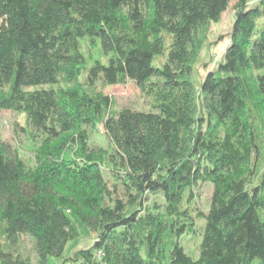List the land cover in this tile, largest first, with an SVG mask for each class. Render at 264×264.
<instances>
[{"label": "trees", "instance_id": "obj_1", "mask_svg": "<svg viewBox=\"0 0 264 264\" xmlns=\"http://www.w3.org/2000/svg\"><path fill=\"white\" fill-rule=\"evenodd\" d=\"M230 2L0 0V109L43 136L29 168L0 132V264H264V0H236L227 45L192 77ZM83 40L108 62L87 66ZM129 79L147 109L98 85ZM98 125L108 146L90 143ZM83 227L93 243L66 255Z\"/></svg>", "mask_w": 264, "mask_h": 264}, {"label": "rangeland", "instance_id": "obj_2", "mask_svg": "<svg viewBox=\"0 0 264 264\" xmlns=\"http://www.w3.org/2000/svg\"><path fill=\"white\" fill-rule=\"evenodd\" d=\"M236 0H231L230 5L226 10L222 12L221 18L217 21H213L211 24L210 31L208 33L207 42L203 47V51L200 55L198 63L195 65L193 72V79L196 85L200 84V81L205 77L207 70L212 67L216 62L225 46L229 41V32L232 29L234 22V9L233 5ZM264 25V17H261L258 25L257 31ZM82 49L86 56V65L89 66L94 58L100 57L108 62V54L102 51L101 43L92 44L89 41L83 40ZM165 58V55H160ZM156 56L154 59V64L160 65ZM260 72H264V68L259 69ZM85 73L81 76L83 80L85 78ZM66 84V83H65ZM67 85V84H66ZM98 85L104 92L108 93L115 101L116 108L122 107H132V108H144L147 109L148 105V94L146 91L141 89L135 81L129 79L125 83L116 84H105L98 80ZM26 127L28 130H24ZM103 126L98 125L97 127L88 126V132L90 134V143L94 145L108 146L109 142L107 137L103 132ZM0 132L2 138L10 143L13 147L19 149L20 154L23 156L24 160L28 164L29 168L35 163L39 148L43 141V136L36 134L29 130V126L26 123V118L22 112H18L12 109L1 108L0 109ZM194 193L196 195V206L201 208L203 211H207L211 202L212 194V184L207 181H201L194 188ZM149 201H158L163 203L162 196H150ZM82 237L78 242H71L66 248L65 254H72L74 250L78 248H84L90 246L94 238L87 227L81 229ZM202 238V233L200 232H188L181 236V244L184 246L185 250L197 257L199 255V244ZM25 247L32 250V242L29 239L25 241ZM23 246V249H26ZM55 263L60 262V259L53 257Z\"/></svg>", "mask_w": 264, "mask_h": 264}, {"label": "built area", "instance_id": "obj_3", "mask_svg": "<svg viewBox=\"0 0 264 264\" xmlns=\"http://www.w3.org/2000/svg\"><path fill=\"white\" fill-rule=\"evenodd\" d=\"M100 254V253H99Z\"/></svg>", "mask_w": 264, "mask_h": 264}]
</instances>
